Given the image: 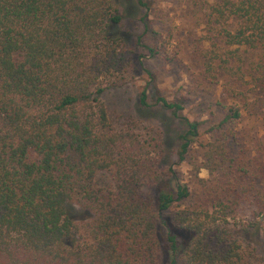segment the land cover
Masks as SVG:
<instances>
[{"label": "trees", "instance_id": "trees-1", "mask_svg": "<svg viewBox=\"0 0 264 264\" xmlns=\"http://www.w3.org/2000/svg\"><path fill=\"white\" fill-rule=\"evenodd\" d=\"M195 1V59L232 98L203 165L247 178V161L225 146L239 142L243 118L264 125V0ZM121 20L116 0H0V264H246L245 252L264 264V189L252 181L230 201L208 181L191 189L162 164L154 132L110 123L102 92L134 67L136 48L139 62L159 54L141 42L147 12L133 42ZM147 98L141 90L138 111L157 105L180 120L183 161L201 122L179 102ZM254 152L264 154V134ZM100 172L112 187L96 184ZM241 194L255 210L248 222L231 207ZM70 203L86 216L68 214Z\"/></svg>", "mask_w": 264, "mask_h": 264}, {"label": "rangeland", "instance_id": "rangeland-1", "mask_svg": "<svg viewBox=\"0 0 264 264\" xmlns=\"http://www.w3.org/2000/svg\"><path fill=\"white\" fill-rule=\"evenodd\" d=\"M146 1L149 8L145 11L140 6L136 7L134 0H116L122 14L118 30L127 34L128 39L133 42L142 31L139 18L147 12L150 29L142 35L141 42L156 46L159 54L155 57L144 56L139 62L135 56L144 54L145 51L136 48L132 52L134 67L115 87L102 92L101 100L110 123L114 128L133 126L140 132H145V128L154 132L161 150L162 164L170 166L176 179L191 189L199 186L201 181H208L213 188L216 187L218 193H228V201L235 193L250 187L252 181L256 190L264 189V154L254 152L255 140L264 134V125L254 118H243L235 126L239 142L232 141L230 146H225L229 157L237 156L247 161L250 168L247 178H241L234 171L223 175L222 167L218 168V172L213 170L209 173L203 165L204 152L221 146V140L214 139L209 128L222 118L221 107L231 103L232 98L222 81H210L202 75L195 59L194 44L201 30L197 18L198 6L194 5L196 1ZM141 90L147 94L148 103H152L156 95L168 101L179 102L182 115L201 122L198 137L191 144L183 161L177 160L175 154L176 135L183 130L180 120L157 105L149 106L143 112L138 111L137 96ZM257 166L262 171L256 169ZM95 180L98 186L113 185L106 172L98 173ZM221 189L223 192H220ZM241 196L242 199L233 200L231 207L235 221L248 222L253 219L255 210L250 200L244 198L243 194ZM66 211L74 218L86 216L76 203L68 204ZM243 259L246 264H257L247 252Z\"/></svg>", "mask_w": 264, "mask_h": 264}]
</instances>
